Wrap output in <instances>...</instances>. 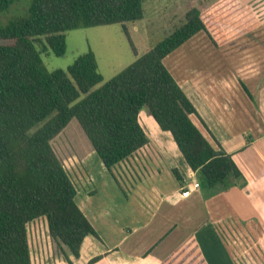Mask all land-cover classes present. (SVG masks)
Instances as JSON below:
<instances>
[{
  "label": "trees",
  "instance_id": "16d2710c",
  "mask_svg": "<svg viewBox=\"0 0 264 264\" xmlns=\"http://www.w3.org/2000/svg\"><path fill=\"white\" fill-rule=\"evenodd\" d=\"M234 1L220 0L211 7L216 21L239 11ZM15 2L0 0V14ZM144 2L31 0L25 18L0 25V264H31L27 224L41 217L49 236L75 258L87 235L100 240L76 205V189L51 146L72 119L109 172L148 143L138 120L145 109L170 133L201 188L230 187L244 180L163 64L167 55L200 32L217 47L210 30L212 15L189 9L178 27L143 54L134 50V61L104 83L92 52L77 57L66 70L42 69L34 45L40 37L60 57L70 30L120 24L128 35L127 24L144 17ZM172 173L182 184L179 172Z\"/></svg>",
  "mask_w": 264,
  "mask_h": 264
},
{
  "label": "crops",
  "instance_id": "0c3cea01",
  "mask_svg": "<svg viewBox=\"0 0 264 264\" xmlns=\"http://www.w3.org/2000/svg\"><path fill=\"white\" fill-rule=\"evenodd\" d=\"M159 1L145 0L144 5L157 13ZM218 1L168 0L166 7L163 0L160 12L172 10L184 19L189 9L198 8L213 16L211 7ZM234 2L236 14L220 22L213 16L210 30L217 47L200 32L204 36L191 37L163 64L244 180L201 188L170 133L150 116L151 137L140 111L148 143L111 172L84 140L70 141L67 159L55 152L76 189V205L100 240L87 235L75 258L49 236L46 226V235L37 233L32 245L28 239L31 264H69L67 259L88 264L96 257L100 259L93 264H264V0ZM144 20L145 10L134 23L135 33ZM148 38L143 32L141 39ZM216 53L223 59L212 58ZM234 93L243 94L239 110L227 103ZM249 117L254 124L246 123ZM190 118L212 143L199 120ZM237 118L245 125L238 126Z\"/></svg>",
  "mask_w": 264,
  "mask_h": 264
},
{
  "label": "rangeland",
  "instance_id": "374dc122",
  "mask_svg": "<svg viewBox=\"0 0 264 264\" xmlns=\"http://www.w3.org/2000/svg\"><path fill=\"white\" fill-rule=\"evenodd\" d=\"M162 1L163 0H160L157 3V8L159 9L157 13H152L151 6H148L147 3L146 6L143 4L145 20L139 23V33L133 31L132 28L135 27L134 24H127L128 35L125 34L120 24L79 28L65 32L66 48L64 55L60 57L55 56L45 43L43 37H40L34 45L39 52L42 69L47 73L55 70H66L77 57L92 52L95 56L98 72L102 76L103 83L108 81L134 61V50L139 52V55L143 54L145 52L144 48L148 43L150 46L157 43L181 24L183 16H180L179 13L176 14L175 11L172 10L160 12ZM164 1L167 7L168 0ZM30 4L31 0H16L8 11L0 14V25L4 26L10 22L25 18ZM143 32L148 33L149 38L147 42L141 39ZM203 34L200 33L199 36H204L205 34ZM196 40L197 37L194 41ZM200 55L204 56L205 54L200 53ZM188 58L194 59L193 54L192 56L190 54ZM212 58L223 59L222 55L217 53L212 55ZM98 87L99 85L94 87L93 90ZM233 97L230 99L227 98V103H229L232 109L239 110L240 106L244 104L243 94L240 96V94L237 95L234 93ZM249 97L251 98V96ZM251 100L254 102L253 98ZM252 116L254 117L253 121L257 122V115L255 114ZM148 118H150V116L147 111L143 109L140 113L142 126L145 131L153 137L152 127L148 125V122L152 121ZM237 119L239 120V118ZM246 123L254 124L250 117ZM240 125H245V120H239L238 126ZM249 133L252 134L253 131ZM71 140H84V143L86 142L88 146H90L80 126L74 119L70 121L58 137L51 141V146L58 155H62L67 159V155L70 154L69 144ZM46 226L47 224L44 217L33 220L27 224V236L31 245L37 233L46 235Z\"/></svg>",
  "mask_w": 264,
  "mask_h": 264
},
{
  "label": "built area",
  "instance_id": "2783aa9c",
  "mask_svg": "<svg viewBox=\"0 0 264 264\" xmlns=\"http://www.w3.org/2000/svg\"><path fill=\"white\" fill-rule=\"evenodd\" d=\"M182 197H186L187 195H188V192L187 191H184V192H182Z\"/></svg>",
  "mask_w": 264,
  "mask_h": 264
}]
</instances>
